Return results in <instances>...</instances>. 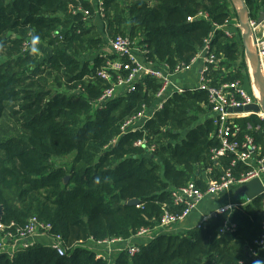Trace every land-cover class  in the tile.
Instances as JSON below:
<instances>
[{"label":"trees","instance_id":"1","mask_svg":"<svg viewBox=\"0 0 264 264\" xmlns=\"http://www.w3.org/2000/svg\"><path fill=\"white\" fill-rule=\"evenodd\" d=\"M98 1L0 0L2 224L13 222L14 231L37 216L51 223L49 231L63 237L67 250L60 256L36 242L4 247L0 264H110L97 256L91 241L130 238L141 228H154L166 212L181 213L184 206L174 202L173 191L190 181L205 189L233 157H214L221 142L204 90L175 93L154 110L160 83L146 79L127 95L99 100L111 84L99 75L109 58L104 48L118 34L134 39L145 61L171 69L190 64L213 36L216 54L222 52L220 66L227 70H219L223 81L239 80L231 73L241 43L236 34L216 29L232 17L231 1L102 0L104 16ZM245 1L252 17L264 11L261 0ZM33 35L39 36L35 43ZM35 45H46L49 55L39 58L31 51ZM91 51L98 54L89 59ZM118 108L123 112L115 113ZM144 108L154 113L143 129L121 134L124 117ZM257 123L264 122L256 114L236 117L237 137L249 133L262 144L264 129L255 131ZM142 137L155 145L153 151L135 145ZM73 152L71 168L58 163ZM248 169L240 163L235 175ZM131 199L139 203L129 204ZM245 202L204 226L157 231L138 252L122 250L114 262L253 264L248 255L263 231L262 197L240 200ZM226 221L236 223L235 230L221 231ZM256 249L264 254V246Z\"/></svg>","mask_w":264,"mask_h":264},{"label":"built area","instance_id":"2","mask_svg":"<svg viewBox=\"0 0 264 264\" xmlns=\"http://www.w3.org/2000/svg\"><path fill=\"white\" fill-rule=\"evenodd\" d=\"M261 2L264 4V0H261ZM98 10L102 16L105 15L102 0L98 1ZM258 16L252 17L250 15L249 23L252 31V44L257 51L261 69L264 74V19L258 22ZM233 27L235 30L241 32L243 30L239 21L232 17L224 24L217 25L216 29H220L224 31L226 35L233 37L234 31L231 29ZM238 31L237 33L239 35L241 32L239 33ZM212 39L213 36L207 39L205 45L198 53L204 60L205 66L203 67L198 86L190 89V91L204 90L207 92L211 112L216 116V134L221 142L220 148L214 150V157L219 158L226 154H232L233 157L229 167L224 169L219 178L208 180L205 189L200 188L193 181L175 189L173 191L174 202L178 205L184 206L181 213L166 212L154 228H141L133 237L101 239L98 241L93 240V243L109 246L125 243V249L123 250H127L130 255H133L140 250V245L131 243L132 239L149 235L153 231L156 232L171 229L195 210L201 201L207 196L220 195L226 193L230 189L237 188L240 184L250 179L264 177V153L262 152L261 145L257 143L252 134L247 133L242 138L237 137V131H241V127H234L236 117L246 116L250 113L235 114L227 112L228 107H237L253 102H259L260 95H256L254 89L251 91L244 87L240 80L213 82L210 75L211 70L218 65L220 60L215 52L214 46L212 45ZM108 45L111 51L115 53V56L108 58L105 61L104 67L99 72L101 77L111 81V84L106 87L104 93L100 97V101L119 95H127L136 90L138 83H144L146 79H156L160 83V87L156 92L157 102L154 106V110L162 109L166 100L172 97L175 93H184L187 91L185 88L176 85L173 82V77L186 69H189L195 58L190 64L178 65L174 69H171L167 64L155 65L151 61H145L141 55V49L138 43L129 35L118 34L115 37H109ZM148 111L144 108L137 114L128 116L121 126V134H127L131 131L143 129L144 123L149 120L154 113L152 111L148 113ZM260 114L264 116L263 112L257 113V115ZM135 145L143 146L149 152L155 149L154 144H147V139L145 137L138 139L135 142ZM240 163L245 166L249 165V169L241 172L238 177L235 175V169ZM261 197L263 231L259 238L255 240V246L250 247L251 254L253 255L258 254L256 249L258 246L259 248L264 246V193ZM245 204L246 202L240 204L232 203L219 208L215 214L206 215L198 226H204L208 219L213 215L224 212H233L239 205L243 206ZM12 225L15 226L13 222L11 225L0 224L1 230L8 238L6 243L0 239V248H9L10 245L8 244L11 240L18 242L19 246L25 247L32 245L36 242V234L43 232L51 236L52 241L49 246L56 250L60 256L67 255L63 237L60 234L53 235L49 231L52 228L51 223L40 220L37 216H33L25 226H17L14 231L10 229V226ZM236 226V223L226 221L221 231H233ZM14 249L11 248V250ZM98 257L108 260L110 264H115V257L112 259H107L105 256L101 255ZM239 264L244 263L240 261Z\"/></svg>","mask_w":264,"mask_h":264},{"label":"crops","instance_id":"3","mask_svg":"<svg viewBox=\"0 0 264 264\" xmlns=\"http://www.w3.org/2000/svg\"><path fill=\"white\" fill-rule=\"evenodd\" d=\"M231 1V0H230ZM232 4V8H233V12H236L234 7H233V3L231 1ZM249 8V7H248ZM238 15L237 13H233L232 18H237ZM237 32V30H236ZM107 47L109 49V52L107 50ZM104 50L109 54V58L114 57L115 53H113L111 51V49L109 48V45L107 44V46L104 48ZM221 55L222 52L218 54V58H219V62L218 65L216 67H213L211 70V77L213 79V82H221L223 81L224 78L223 77V73L220 72V69H224V66H220L221 65ZM205 66V62L202 59L201 56H199V54L195 57L191 67L189 69H186L185 71L175 75L173 77V82L176 85H179L183 88H185L186 90H190L193 88H196L198 86L199 80L201 78L202 75V70L203 67ZM224 71H227L224 69ZM244 87H246L245 85H243ZM247 88V87H246ZM252 88L254 89V85H252ZM249 89V88H247ZM150 112V110L148 111V113ZM248 116V115H246ZM239 117H245V116H239ZM263 150V147H262ZM264 153V150L262 151ZM247 167H249V165H247ZM235 188L230 189L229 191H227L226 193L220 194V195H212V196H207L204 200L201 201V203L199 204V206L193 210L186 218H184L183 220H181L180 222L177 223V225L171 229L168 230H172L171 233H181V232H185L188 229L198 226L202 220L204 219V217L206 215H211V214H215L219 208H222L226 205L229 204H240V200L237 199L236 195H235ZM248 202V200H246ZM228 213H233V212H228ZM214 216V215H213ZM212 217V216H211ZM168 230H164V232H167ZM157 235V231H153L152 233H150L149 235L143 236V237H136L134 239H132L131 243L134 244H142V243H149L150 241H152L155 236ZM36 243L37 244H44L49 246V244L51 243L52 239L51 236L43 233V232H39L36 234ZM10 247L12 249H17L20 248L18 242L16 241H9ZM90 245L94 246L95 251L97 252V256L101 255V256H105L107 259H112L116 256L117 253H119L120 251H122L123 249H125V243H120V244H113V245H97L95 243H93V241L90 242ZM248 257L252 258L253 260H261L264 259V254L262 252H259L257 255H253L250 254L248 255Z\"/></svg>","mask_w":264,"mask_h":264},{"label":"water","instance_id":"4","mask_svg":"<svg viewBox=\"0 0 264 264\" xmlns=\"http://www.w3.org/2000/svg\"><path fill=\"white\" fill-rule=\"evenodd\" d=\"M233 3V7L238 15V19L240 21L242 27V37L244 46L246 49V54L251 62L252 74L254 76V80L256 85L258 86L260 92V100L259 102H253L246 105H241L237 107H228L227 112L229 113H250L257 114L260 112L264 113V74L261 70L260 59L257 55V51L252 44V31L249 23L250 19V9L246 4L245 0H231ZM264 19V11H261L258 16V22ZM65 180L68 181L69 177L66 176ZM264 193V177H255L250 179L242 184H240L235 189V195L238 200H248L251 201L257 197L262 196ZM129 204H138V199H131L128 201ZM4 215V207L0 205V224L2 223Z\"/></svg>","mask_w":264,"mask_h":264},{"label":"rangeland","instance_id":"5","mask_svg":"<svg viewBox=\"0 0 264 264\" xmlns=\"http://www.w3.org/2000/svg\"><path fill=\"white\" fill-rule=\"evenodd\" d=\"M234 14L236 12H233ZM238 21V17L236 18ZM97 21V20H96ZM236 21V20H235ZM234 22V20H233ZM240 23V21H239ZM241 25V24H240ZM234 32H233V36L236 34V40L239 41L241 43V46H240V50H239V56L238 58L236 59V63H235V71H233L231 74H232V77H235L234 79H239L241 81L242 84H244L247 88H249V90L253 91V88H252V85L254 86H257L256 83H255V80H254V76L252 74V67H251V62H250V59L248 58L247 54H246V49H245V46H244V42H243V37H242V32L241 31H238L240 34L238 35V33L236 32V30L233 28H231ZM95 33V32H94ZM36 49H37V54L39 56V58H45L49 55V52H50V49L46 46V45H35ZM107 50L109 52V49L107 47ZM240 53H243V56L240 55ZM98 54V51H91L88 53V57L89 59H91L90 57L91 56H95ZM261 66V65H260ZM252 70V71H251ZM262 70V69H261ZM49 83H52L51 80H49ZM258 87V86H257ZM105 89H106V86H105ZM115 113L119 114L121 112H123V108H118L114 111ZM251 115V114H248V116ZM257 115V114H256ZM257 117L264 122V116L262 114L260 115H257ZM127 119L128 116L126 115L124 117V119ZM250 125V126H249ZM249 128H252L253 127V124H249ZM264 129V123H257L256 126H255V131H260V130H263ZM255 137V136H254ZM261 141H262V144L261 147H263V150H264V138H261ZM75 152L69 154L68 156H66L65 158L63 159H60L58 160V163L59 164H62V165H65L66 167L68 168H71L72 165H73V159L75 157ZM76 166V165H75ZM69 177V180H70V177H71V174H68L67 175ZM66 181V182H69ZM166 231V230H165ZM172 231V230H171ZM170 230H168L167 232L168 233H171ZM0 239L3 240L5 243L8 241V238L7 236L5 235V233L1 230V227H0ZM7 246V245H6ZM11 249V248H10Z\"/></svg>","mask_w":264,"mask_h":264},{"label":"clouds","instance_id":"6","mask_svg":"<svg viewBox=\"0 0 264 264\" xmlns=\"http://www.w3.org/2000/svg\"><path fill=\"white\" fill-rule=\"evenodd\" d=\"M32 40H33V43H35L36 41L39 40V36L38 35H33ZM31 51L32 52H36L37 49L35 47H33L31 49ZM253 264H264V261H262V260H255V261H253Z\"/></svg>","mask_w":264,"mask_h":264},{"label":"bare ground","instance_id":"7","mask_svg":"<svg viewBox=\"0 0 264 264\" xmlns=\"http://www.w3.org/2000/svg\"><path fill=\"white\" fill-rule=\"evenodd\" d=\"M254 91L256 95H260L259 89L257 86H254Z\"/></svg>","mask_w":264,"mask_h":264}]
</instances>
